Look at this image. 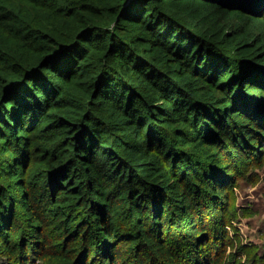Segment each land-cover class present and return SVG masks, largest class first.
<instances>
[{
  "label": "trees",
  "instance_id": "trees-1",
  "mask_svg": "<svg viewBox=\"0 0 264 264\" xmlns=\"http://www.w3.org/2000/svg\"><path fill=\"white\" fill-rule=\"evenodd\" d=\"M264 0H0V264H264Z\"/></svg>",
  "mask_w": 264,
  "mask_h": 264
},
{
  "label": "rangeland",
  "instance_id": "rangeland-1",
  "mask_svg": "<svg viewBox=\"0 0 264 264\" xmlns=\"http://www.w3.org/2000/svg\"><path fill=\"white\" fill-rule=\"evenodd\" d=\"M257 173L259 180L255 186L242 185L237 191L239 207L248 216L241 217L236 225L245 241L264 244V169Z\"/></svg>",
  "mask_w": 264,
  "mask_h": 264
},
{
  "label": "crops",
  "instance_id": "crops-1",
  "mask_svg": "<svg viewBox=\"0 0 264 264\" xmlns=\"http://www.w3.org/2000/svg\"><path fill=\"white\" fill-rule=\"evenodd\" d=\"M249 204H250V202H249ZM261 224V223H260ZM260 236V235H259ZM250 240V239H249ZM254 240V239H253Z\"/></svg>",
  "mask_w": 264,
  "mask_h": 264
}]
</instances>
